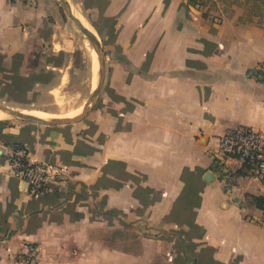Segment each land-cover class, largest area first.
<instances>
[{
  "label": "crops",
  "instance_id": "crops-1",
  "mask_svg": "<svg viewBox=\"0 0 264 264\" xmlns=\"http://www.w3.org/2000/svg\"><path fill=\"white\" fill-rule=\"evenodd\" d=\"M66 1L105 52L103 83L78 121H0V264L27 244L36 264H264V180L213 165L226 130L264 131V27L235 9L214 25L187 0ZM66 25L58 0H0V104L54 107ZM17 147L59 171L43 195L10 174Z\"/></svg>",
  "mask_w": 264,
  "mask_h": 264
},
{
  "label": "rangeland",
  "instance_id": "rangeland-1",
  "mask_svg": "<svg viewBox=\"0 0 264 264\" xmlns=\"http://www.w3.org/2000/svg\"><path fill=\"white\" fill-rule=\"evenodd\" d=\"M245 2L246 0H194V7L200 12L206 21L214 25H219L221 21L224 20L223 18H226L229 15V12L235 9L237 13L234 16L238 15L239 12L240 14L242 13L241 16L243 21L241 22L243 24H247L255 28H263L264 0L262 2H258L257 8H249L250 10H248V7H251L252 4H245ZM58 3L59 8L63 13V17L69 25H66V28L63 29V31H65L66 35H69V56L71 57L73 68L71 82L66 88V91L56 96L54 107L42 106L45 110L40 111V113L43 112L48 120L79 116L83 107L87 104L88 98L97 86L99 71L97 57L92 45L80 32L76 24L68 17L61 0H58ZM71 11L78 15L75 9H72ZM249 11L252 16L251 14L249 15ZM248 20H250V22ZM101 54L102 57L105 54L103 49ZM98 95L99 93L93 101L88 103L87 111L96 105ZM14 111H19V108L17 107ZM25 113L37 114L39 112L31 111ZM1 120L8 121L21 119L12 115H7L5 119H0V121Z\"/></svg>",
  "mask_w": 264,
  "mask_h": 264
},
{
  "label": "built area",
  "instance_id": "built-area-1",
  "mask_svg": "<svg viewBox=\"0 0 264 264\" xmlns=\"http://www.w3.org/2000/svg\"><path fill=\"white\" fill-rule=\"evenodd\" d=\"M262 77L264 81V73ZM227 161H239L251 177L263 181L264 131L241 125L226 130L219 137L213 165L216 170L228 177L229 170L225 165ZM7 163L10 174L27 184L31 197H38L47 192L57 182L60 174L51 166L31 161L27 151L20 147L8 153ZM36 255V248L27 244L26 251L17 255L16 262L36 264Z\"/></svg>",
  "mask_w": 264,
  "mask_h": 264
},
{
  "label": "water",
  "instance_id": "water-1",
  "mask_svg": "<svg viewBox=\"0 0 264 264\" xmlns=\"http://www.w3.org/2000/svg\"><path fill=\"white\" fill-rule=\"evenodd\" d=\"M61 2H62V5H63L68 17L76 24V26L78 27L80 32L87 38L89 43L92 45L93 50L95 51V54H96V57H97V62H98V65H99L97 86H96L95 90L93 91V93L91 94V96L88 98L87 104L83 107L80 115L76 116V117L63 118V119H52V120H48L47 119V120H45V119H41L39 117H35V116H32V115L20 113L18 111H14L13 109H10V108H8L6 106L0 105V110L4 111L8 115H12V116L18 117L19 119L24 120V121H30V122L39 123V124L55 125V124L74 122V121L80 120L85 115V113L87 112L88 103L93 101V99L99 93V90H100V88L102 86V83H103V68H104L102 54H101L102 48H101V44L99 42V39L87 27H85L83 25V23H81V21L77 17H75L73 15V13L71 11V8H70V6H69V4H68V2L66 0H61Z\"/></svg>",
  "mask_w": 264,
  "mask_h": 264
},
{
  "label": "trees",
  "instance_id": "trees-1",
  "mask_svg": "<svg viewBox=\"0 0 264 264\" xmlns=\"http://www.w3.org/2000/svg\"><path fill=\"white\" fill-rule=\"evenodd\" d=\"M263 0H246L245 4L251 3V7H248V10L252 9V8H257L258 7V2H262ZM187 3L190 5L194 6V0H187ZM240 6V5H239ZM250 8V9H249ZM232 10L229 12V15L231 14ZM251 14V12L249 11V15ZM252 16V14H251ZM239 21H243L242 20V16H239ZM250 22V20H248ZM247 21V22H248ZM254 203L258 208L264 209V197L263 196H258V197H254Z\"/></svg>",
  "mask_w": 264,
  "mask_h": 264
},
{
  "label": "bare ground",
  "instance_id": "bare-ground-1",
  "mask_svg": "<svg viewBox=\"0 0 264 264\" xmlns=\"http://www.w3.org/2000/svg\"><path fill=\"white\" fill-rule=\"evenodd\" d=\"M73 13V15L75 16V17H77L78 15H76L74 12H72ZM78 14V13H77ZM77 18H79V20H80V17L78 16ZM81 23H83V25L86 27V24L84 23V22H82L81 21ZM97 81H98V78H97ZM80 113V112H79ZM24 114H27V113H24ZM7 113H5L4 111H1L0 110V119H5L6 117H7ZM28 115H32V116H35V117H39V118H41V119H45V120H47L48 118L45 116V114L43 113H37V114H28Z\"/></svg>",
  "mask_w": 264,
  "mask_h": 264
}]
</instances>
